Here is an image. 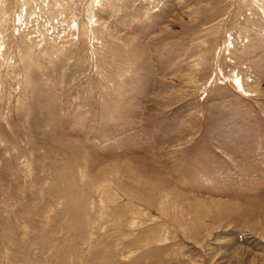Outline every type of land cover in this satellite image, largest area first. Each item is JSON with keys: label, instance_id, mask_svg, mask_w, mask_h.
<instances>
[{"label": "rangeland", "instance_id": "1", "mask_svg": "<svg viewBox=\"0 0 264 264\" xmlns=\"http://www.w3.org/2000/svg\"><path fill=\"white\" fill-rule=\"evenodd\" d=\"M0 264H264V0H0Z\"/></svg>", "mask_w": 264, "mask_h": 264}]
</instances>
